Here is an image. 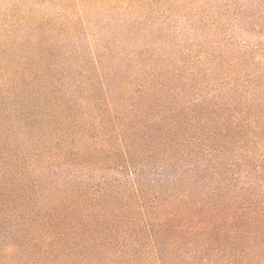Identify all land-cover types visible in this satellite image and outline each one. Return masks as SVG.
Returning a JSON list of instances; mask_svg holds the SVG:
<instances>
[{"label":"trees","instance_id":"obj_1","mask_svg":"<svg viewBox=\"0 0 264 264\" xmlns=\"http://www.w3.org/2000/svg\"><path fill=\"white\" fill-rule=\"evenodd\" d=\"M223 59L110 84L96 65L86 107L23 113L39 138L0 142V264H264V71Z\"/></svg>","mask_w":264,"mask_h":264},{"label":"rangeland","instance_id":"obj_2","mask_svg":"<svg viewBox=\"0 0 264 264\" xmlns=\"http://www.w3.org/2000/svg\"><path fill=\"white\" fill-rule=\"evenodd\" d=\"M206 54L264 71V0H0V142L35 145L23 115L45 100L86 107L96 65L110 84L141 62Z\"/></svg>","mask_w":264,"mask_h":264}]
</instances>
